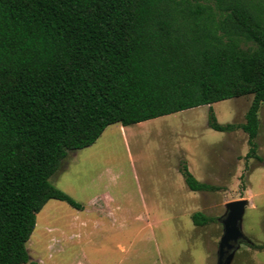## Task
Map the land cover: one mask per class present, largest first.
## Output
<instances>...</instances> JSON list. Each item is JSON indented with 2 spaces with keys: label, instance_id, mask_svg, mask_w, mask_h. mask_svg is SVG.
<instances>
[{
  "label": "trees",
  "instance_id": "16d2710c",
  "mask_svg": "<svg viewBox=\"0 0 264 264\" xmlns=\"http://www.w3.org/2000/svg\"><path fill=\"white\" fill-rule=\"evenodd\" d=\"M213 2L0 0V264L29 261L25 244L48 200L82 209L49 178L109 125L207 105L208 127L240 129L246 157L259 159L264 0ZM248 95L242 124L216 120L210 104ZM179 171L189 190H213Z\"/></svg>",
  "mask_w": 264,
  "mask_h": 264
},
{
  "label": "rangeland",
  "instance_id": "374dc122",
  "mask_svg": "<svg viewBox=\"0 0 264 264\" xmlns=\"http://www.w3.org/2000/svg\"><path fill=\"white\" fill-rule=\"evenodd\" d=\"M251 99L230 98L210 109L219 123L239 125ZM208 113L202 105L126 127L112 124L90 146L68 151L49 182L82 209L48 200L25 244L24 264H216L225 204L239 199L246 200L245 241L227 264H264V249L252 247L264 246V103L254 139L259 159L246 157L240 129L208 127ZM182 165L213 190H189ZM194 212L212 221L194 226Z\"/></svg>",
  "mask_w": 264,
  "mask_h": 264
},
{
  "label": "water",
  "instance_id": "95a60500",
  "mask_svg": "<svg viewBox=\"0 0 264 264\" xmlns=\"http://www.w3.org/2000/svg\"><path fill=\"white\" fill-rule=\"evenodd\" d=\"M245 205V199L234 200L225 204L226 213L220 219L222 235L218 242L216 264H227L239 242L245 241L241 231Z\"/></svg>",
  "mask_w": 264,
  "mask_h": 264
},
{
  "label": "crops",
  "instance_id": "0c3cea01",
  "mask_svg": "<svg viewBox=\"0 0 264 264\" xmlns=\"http://www.w3.org/2000/svg\"><path fill=\"white\" fill-rule=\"evenodd\" d=\"M150 120V119H149ZM147 121V120H146ZM140 123V122H139ZM137 124V123H136ZM120 125V124H119ZM132 125H135V124H132ZM121 126V125H120ZM121 127H126V126H121ZM93 202H94V200L92 199V201H90L89 203L91 204V205H95V204H93Z\"/></svg>",
  "mask_w": 264,
  "mask_h": 264
}]
</instances>
